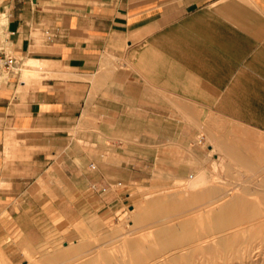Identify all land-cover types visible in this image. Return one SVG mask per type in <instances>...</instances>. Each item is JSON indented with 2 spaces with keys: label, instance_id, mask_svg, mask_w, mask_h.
Wrapping results in <instances>:
<instances>
[{
  "label": "crops",
  "instance_id": "crops-1",
  "mask_svg": "<svg viewBox=\"0 0 264 264\" xmlns=\"http://www.w3.org/2000/svg\"><path fill=\"white\" fill-rule=\"evenodd\" d=\"M0 50L17 59L0 72L7 237L71 213L72 174L77 192L89 182L71 144L89 127L103 183L119 181L103 159L170 164L216 120L264 144V0H0Z\"/></svg>",
  "mask_w": 264,
  "mask_h": 264
},
{
  "label": "rangeland",
  "instance_id": "rangeland-1",
  "mask_svg": "<svg viewBox=\"0 0 264 264\" xmlns=\"http://www.w3.org/2000/svg\"><path fill=\"white\" fill-rule=\"evenodd\" d=\"M216 123L221 125L200 128L194 143L188 144L189 152L185 153L188 157L171 160L170 164L162 159L145 160L120 156L114 160L103 159L104 162L117 163L114 176L119 181L112 183L98 182L101 169L97 161L101 160L97 158L101 151L94 142L96 129L89 127L87 137L92 142L77 140L71 144L76 156L72 161L77 165L85 162L89 177L86 189L77 192L74 183L78 182L79 175L72 174L71 213L66 216L52 215L47 221L34 223L39 225L40 230L34 232L32 240L16 231L7 237L0 230V264H162L177 252L185 253L192 248L198 249L194 264H264V226L246 242L238 238L231 251L223 253L218 247H212L211 250L201 247L206 240L215 241L221 235L230 234L241 227L243 229L244 225L246 228L263 219L256 214L257 217L252 215L246 222L224 231L197 235L199 220L207 216L208 210L216 207L219 202L208 204L209 206L207 203L216 201L224 190H230L228 196L237 192L254 200L256 207L264 206V144L257 143L254 151L247 150L246 143L236 138L239 127L222 120H216ZM79 131L80 128L73 129L72 135L77 137ZM202 135L206 140L200 142ZM242 156L247 161L241 159ZM93 164L96 165L95 168L92 167ZM104 173L103 175H112V169L104 168ZM191 174L207 175L210 183L206 187L215 188L216 198L213 195L208 202L198 201L192 198L194 189H189L188 193L182 191L189 178L191 179ZM200 188L203 190L205 186ZM48 193L52 197L53 192ZM154 200H158V206L160 203L162 206H152L151 202ZM182 202L189 204L184 205ZM161 207L174 213L159 221L162 218L159 213L163 211ZM41 219L46 217L41 216ZM188 220L191 225L186 231L183 223ZM5 225V222L0 223V228H5ZM163 226L172 228L169 233L172 243L169 247L161 246L157 237L158 230ZM246 234L243 232L240 236L244 237ZM240 245H247L246 249H239ZM131 247L135 250H130ZM148 248L159 251L155 250L154 254ZM15 249L19 252L14 253ZM148 251L150 253H146ZM57 255L64 258L52 259ZM97 260L101 263H97Z\"/></svg>",
  "mask_w": 264,
  "mask_h": 264
},
{
  "label": "bare ground",
  "instance_id": "bare-ground-1",
  "mask_svg": "<svg viewBox=\"0 0 264 264\" xmlns=\"http://www.w3.org/2000/svg\"><path fill=\"white\" fill-rule=\"evenodd\" d=\"M214 146V145H213ZM223 148V147H222ZM239 148V147H238ZM264 151V150H262ZM223 158V157H222ZM227 158V157H226ZM243 160L247 161L245 157L242 156ZM255 160V159H254ZM187 168V167H186ZM179 180V179H178ZM177 180V181H178ZM182 180V179H181ZM224 181V180H222ZM209 179L207 177V175H204V174H196L195 176H193L191 174V179L189 178V181L186 183V187L184 188V190H181L182 191H189V189H194V193L192 195V198L194 200H198V201H204V200H211V196L214 195L215 193V188H208L206 187L208 184H209ZM220 183H223V182H220ZM227 184V182H226ZM178 185V183H177ZM181 185V184H180ZM183 186V185H182ZM201 186H205V188L203 190H200ZM217 186V185H216ZM176 187V185H175ZM229 187V186H228ZM237 187V186H236ZM188 188V189H187ZM179 190V189H178ZM220 190V189H219ZM239 190V189H238ZM236 191V190H235ZM172 192V191H171ZM188 193V192H187ZM230 193V190H224L219 198L216 200V201H211V202H208L207 203V206H209L211 203L213 202H219L218 205L216 207H213L211 208L210 210H208V214L207 216H205L203 219H200L199 220V233H197V235H202V234H207L209 232H214V231H224L225 229H229V228H232L236 225H239V224H242V222H246L248 219H250V217L252 215H255V217H257L256 214L260 215L259 218H263V219H260V221H258V223L256 224H251L250 226L246 227L245 228V225H244V228L240 229L238 228V230H234V231H231L230 234H225V235H221L218 237L217 240H206V243L204 244H201V247L204 249V250H211L212 247H218L220 248V252H226L227 250L228 251H231L233 248H234V245H235V242L238 238H242L243 242H246L248 240H250L254 235L255 233L261 229L263 226H264V206L258 208L256 207V202L252 199H250L249 197H246L242 194H238L237 192L236 193H233L231 195L228 196V194ZM186 194V193H185ZM166 195V194H165ZM169 196V194L167 195ZM186 196V195H185ZM215 198H216V195H214ZM218 196V195H217ZM225 196H228V198H225ZM210 198V199H209ZM262 198L264 199V194L262 195ZM164 199V198H163ZM150 202V201H149ZM152 206H158V200H154ZM150 203V204H151ZM149 204V203H147ZM182 204L184 205H188L189 202H182ZM209 204V205H208ZM162 206V203L159 204V206ZM158 206V207H159ZM163 209V211L159 212L161 217L159 221H162L163 218H167L168 216L172 215L174 212L165 209V207H161ZM161 208L159 210H161ZM207 208V207H206ZM151 209V208H150ZM170 209V208H169ZM172 209V208H171ZM193 209V208H192ZM187 212V210H186ZM152 212H150L149 214H151ZM154 213H156L154 211ZM158 213V212H157ZM197 214V213H196ZM152 215V214H151ZM158 215V214H157ZM175 215V214H174ZM193 215V214H192ZM195 215V213H194ZM193 215V216H194ZM188 216V215H187ZM150 217V216H149ZM178 217V216H177ZM191 217V216H190ZM154 218V217H153ZM188 218V217H186ZM197 218V217H196ZM182 223V222H181ZM184 225V229L186 231H188L190 225H191V221L188 220V221H185L183 223ZM82 229V228H80ZM83 230V229H82ZM90 230V228H89ZM135 231V230H134ZM153 231V230H152ZM172 231V228L171 227H161L159 230H158V235L157 237L159 238L160 242H161V246L163 247H169V244L172 243V239L169 237V233ZM88 232V230H87ZM148 232V230H147ZM198 232V231H197ZM243 232L247 233L246 235H244V237H241L240 235L243 234ZM83 232H81L82 234ZM84 234V233H83ZM85 234H87L85 232ZM89 234V233H88ZM131 234V233H130ZM90 235V234H89ZM84 236V235H83ZM88 236V235H87ZM137 236V235H136ZM86 237V236H85ZM119 238V237H118ZM135 238V237H134ZM87 239V238H86ZM116 239V238H115ZM157 239V238H156ZM136 240V239H135ZM126 242V241H125ZM205 242V241H204ZM124 243V242H123ZM138 243V242H137ZM250 243V242H249ZM248 243V244H249ZM261 243V242H260ZM126 244V243H125ZM136 244V243H135ZM194 244V243H193ZM259 244V243H258ZM102 245V244H101ZM133 245V244H131ZM124 246V244H123ZM155 246V245H154ZM171 246V245H170ZM243 245H240L239 249H246V246L242 247ZM249 246V245H248ZM257 246V245H256ZM122 247V246H121ZM125 247V246H124ZM139 247V246H138ZM195 247V246H194ZM238 247V245H237ZM252 247V246H251ZM255 247V246H254ZM127 248V246H126ZM132 248V247H131ZM261 248V247H260ZM124 249V248H123ZM122 249V250H123ZM150 248H148L149 250ZM128 250V249H127ZM132 251V249H130ZM154 251L155 250H158L159 249H150L149 251ZM161 250V249H160ZM217 250V249H216ZM235 250V249H234ZM146 252V253H150V252ZM109 252V251H108ZM124 252V250H123ZM157 252V251H156ZM198 252V249L197 248H192L191 250H189L188 252H182L180 254H174L169 260H165V262L163 261L162 264H194V256L195 254ZM128 253V252H127ZM176 253V252H175ZM238 253V252H237ZM248 253V252H247ZM255 253V252H254ZM108 254V253H107ZM125 254V253H123ZM135 254V252H134ZM155 254V253H154ZM219 254V253H218ZM230 254V252H229ZM246 254V252H245ZM62 255V254H61ZM103 255V254H102ZM133 255V253L131 254ZM153 255V254H152ZM169 255V254H168ZM93 256V255H92ZM99 256V255H98ZM105 256V255H104ZM130 256V255H128ZM148 256H150L148 254ZM62 256H54L52 259H60ZM134 257V256H133ZM253 257V256H252ZM64 258V257H62ZM61 258V259H62ZM99 258V257H98ZM104 257H102L103 259ZM220 259V258H219ZM245 259V258H244ZM107 260V259H105ZM104 260V261H105ZM130 260V258H129ZM202 260V259H201ZM221 260V259H220ZM103 261V260H101ZM103 261V262H104ZM125 261V259L123 260ZM97 263H101L97 260ZM127 263V262H126ZM125 263V264H126ZM131 263V262H130ZM161 263V262H160ZM256 263V262H255ZM84 264H88L87 263H84ZM128 264V263H127ZM134 264V263H133Z\"/></svg>",
  "mask_w": 264,
  "mask_h": 264
},
{
  "label": "built area",
  "instance_id": "built-area-1",
  "mask_svg": "<svg viewBox=\"0 0 264 264\" xmlns=\"http://www.w3.org/2000/svg\"><path fill=\"white\" fill-rule=\"evenodd\" d=\"M17 65V59L14 55L7 54L0 50V72L3 70H11ZM93 168L96 167L95 164L92 165Z\"/></svg>",
  "mask_w": 264,
  "mask_h": 264
}]
</instances>
